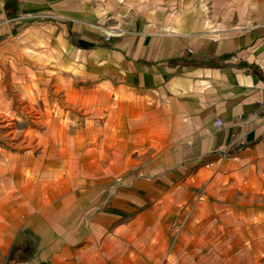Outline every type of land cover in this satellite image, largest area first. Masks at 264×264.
Here are the masks:
<instances>
[{"label": "crops", "instance_id": "1", "mask_svg": "<svg viewBox=\"0 0 264 264\" xmlns=\"http://www.w3.org/2000/svg\"><path fill=\"white\" fill-rule=\"evenodd\" d=\"M9 61L45 91L0 138L1 243L260 264L264 0H0Z\"/></svg>", "mask_w": 264, "mask_h": 264}, {"label": "rangeland", "instance_id": "2", "mask_svg": "<svg viewBox=\"0 0 264 264\" xmlns=\"http://www.w3.org/2000/svg\"><path fill=\"white\" fill-rule=\"evenodd\" d=\"M18 62L20 64L17 62V64H15L14 61H9V64L6 63L0 66V112L2 113V111H4L7 114V117L5 116L6 118L0 117V138L6 137V139L9 140L13 130V94H44L45 91L43 88L45 86L41 85V83L37 84L39 85L38 91L35 92V90H29V83L26 82L29 72L28 68L27 66H24L21 61ZM4 155L5 154L0 151V165H2ZM0 176H2L1 172ZM125 181V175H123V178H118L116 180V182L123 183ZM52 247L53 244H38L25 241V239L23 240L22 238L16 242H0V264H108L110 262L108 255H105V253H99V257H92L84 252L82 253L83 258L65 259L64 256L66 253L60 250V243L54 244V250H51ZM260 250V264H264V259L262 257L264 244H260ZM67 254H69V252ZM85 255L89 257L86 258ZM191 261L192 257L189 254H186L183 258L160 259L154 261V263L189 264ZM206 261L207 260H204V262Z\"/></svg>", "mask_w": 264, "mask_h": 264}, {"label": "built area", "instance_id": "3", "mask_svg": "<svg viewBox=\"0 0 264 264\" xmlns=\"http://www.w3.org/2000/svg\"><path fill=\"white\" fill-rule=\"evenodd\" d=\"M263 105H264V102H263ZM221 124H222V120H221V119L216 120V125H217V126H219V125H221Z\"/></svg>", "mask_w": 264, "mask_h": 264}, {"label": "bare ground", "instance_id": "4", "mask_svg": "<svg viewBox=\"0 0 264 264\" xmlns=\"http://www.w3.org/2000/svg\"><path fill=\"white\" fill-rule=\"evenodd\" d=\"M3 114H5L4 112H3ZM11 129V128H10ZM29 195V194H28ZM42 206V205H41Z\"/></svg>", "mask_w": 264, "mask_h": 264}]
</instances>
